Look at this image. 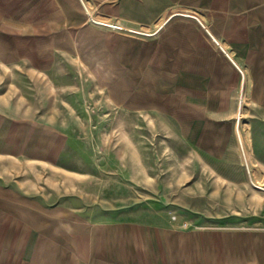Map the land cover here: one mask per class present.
I'll return each instance as SVG.
<instances>
[{
  "label": "rangeland",
  "instance_id": "rangeland-1",
  "mask_svg": "<svg viewBox=\"0 0 264 264\" xmlns=\"http://www.w3.org/2000/svg\"><path fill=\"white\" fill-rule=\"evenodd\" d=\"M100 5L0 0V75L24 108L21 154L0 156V220L40 231L0 236V264L46 246L57 258L38 263L61 264L78 244L60 224L77 236L85 220L118 241L120 264L125 241L129 264H264V114L198 57L197 41L217 48L222 20ZM55 138L57 166L34 160Z\"/></svg>",
  "mask_w": 264,
  "mask_h": 264
},
{
  "label": "crops",
  "instance_id": "crops-1",
  "mask_svg": "<svg viewBox=\"0 0 264 264\" xmlns=\"http://www.w3.org/2000/svg\"><path fill=\"white\" fill-rule=\"evenodd\" d=\"M86 1L94 4V9L98 10L100 15L102 14V6L100 5L98 7L99 9H97L96 4H110L111 11L116 10L117 12L118 3L120 2V0ZM125 1L128 3L142 4L144 11L148 12L145 18H149L150 20L162 18L168 10L177 8L183 10L190 9L192 13H196L195 15L200 18L222 20V31L212 33L214 34L212 38L216 44L212 42L217 48L206 44L207 42L202 43L197 41L198 57L201 60L206 59L207 73L214 76L215 82L226 84L225 90L230 93L231 97L250 101L256 109L254 110L255 114H264V0ZM56 2H69L71 6L65 8V10L78 13V2H83V0H56ZM172 17L173 15L166 17L165 21L160 26L158 25L159 27L157 26L154 31L161 30L163 28L162 25ZM190 17L196 18L195 16ZM78 18H81L80 15H78ZM77 28L64 27L63 29L69 31H63V33H76ZM214 37L221 39L222 44ZM239 70H241L243 76ZM6 82L16 81L8 79V76L0 75V156L9 154L16 159L18 154H21L20 148L23 144L22 116L24 114V108L21 103L23 96L16 86L14 87V93L10 95L4 85ZM8 128L10 132L7 131ZM47 145H50L52 149L46 151V154H43L44 157H38L34 160L45 162L56 167L59 161V151L57 148H61L63 142L60 138H55ZM8 147L12 148V151H7ZM17 148L20 150L17 151ZM62 169L69 170L68 168ZM0 180H3L2 176H0ZM2 223L3 221L0 220V236H3L2 239L6 237L8 232L14 234V241H19L17 237H20L23 233L30 234L32 242L39 239L37 233L40 231L37 230L38 228L34 229L38 227L37 224H31L23 220H14L8 225ZM45 223L44 227L48 228L51 226L48 224L51 223L50 221ZM60 225L63 236L69 242L78 244L77 255L64 256L61 264H120L118 262L117 251L118 241L114 242L111 240V236L105 235L103 230L99 228L101 226L100 223H93L87 220L85 222H79V226L82 229H80L77 236L71 234L70 222H64ZM36 230L37 232H35ZM33 233H36V235ZM49 233L47 231L46 240L51 242V235ZM71 237L77 239H73L72 241ZM40 240H43V238L41 237ZM128 243V241H125L124 248L126 250L123 252L126 254L121 253L123 254L122 259L125 262L121 264H129L127 262L129 258L127 255ZM130 247L134 251L133 241L130 243ZM74 250H76L75 245ZM30 253L32 260L30 264H39L37 261L39 258L51 259L52 261L57 258L52 250V246H46L41 249L37 247L34 250L32 249ZM52 261L50 262L48 260L47 264H55ZM130 264L134 263L131 262Z\"/></svg>",
  "mask_w": 264,
  "mask_h": 264
},
{
  "label": "bare ground",
  "instance_id": "bare-ground-1",
  "mask_svg": "<svg viewBox=\"0 0 264 264\" xmlns=\"http://www.w3.org/2000/svg\"><path fill=\"white\" fill-rule=\"evenodd\" d=\"M97 23H98V24L105 25V26H106V25H108V26H110V27H112V28H119V27H118V26H116V25H110V24H106L105 22H102V23H101V22H97ZM142 34H144V33L142 32ZM245 153H246V152H245ZM245 155H246V154H245ZM245 155H244V156H245ZM246 156H247V155H246ZM245 158H246V157H245Z\"/></svg>",
  "mask_w": 264,
  "mask_h": 264
},
{
  "label": "built area",
  "instance_id": "built-area-1",
  "mask_svg": "<svg viewBox=\"0 0 264 264\" xmlns=\"http://www.w3.org/2000/svg\"><path fill=\"white\" fill-rule=\"evenodd\" d=\"M209 35V34H208ZM210 36V35H209ZM240 74L243 76V73L241 72V70H239Z\"/></svg>",
  "mask_w": 264,
  "mask_h": 264
}]
</instances>
